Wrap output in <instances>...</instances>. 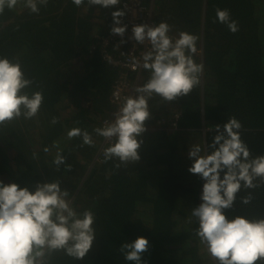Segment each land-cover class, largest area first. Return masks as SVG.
Listing matches in <instances>:
<instances>
[{"label": "trees", "instance_id": "trees-1", "mask_svg": "<svg viewBox=\"0 0 264 264\" xmlns=\"http://www.w3.org/2000/svg\"><path fill=\"white\" fill-rule=\"evenodd\" d=\"M38 6V14L19 3L0 15V57L19 60L34 81L29 92L44 95L37 117L0 128V180L34 190L37 182L59 179L77 211L95 213L97 230L84 259L54 252L47 264H134L119 248L140 236L149 240L142 254L147 264H215L194 234L198 222L191 211L201 203L204 181L188 171V152L193 144H210L216 133L207 129L234 116L251 155H264V0H155L153 20L167 22L171 37L181 31L199 36L194 59L204 70L189 96L149 101L152 118L140 137V160L119 168L118 160L104 162L100 149L109 144L93 131L116 112L109 94L117 72L103 61L102 40L117 6L90 7L86 0L79 7L72 0ZM217 8L230 11L239 31L213 22ZM149 76L143 69L140 86ZM74 127L87 130L94 146L69 140ZM58 150L66 158L59 170L53 163ZM249 193L251 202L243 204ZM226 215L264 217V184L242 188Z\"/></svg>", "mask_w": 264, "mask_h": 264}, {"label": "clouds", "instance_id": "clouds-1", "mask_svg": "<svg viewBox=\"0 0 264 264\" xmlns=\"http://www.w3.org/2000/svg\"><path fill=\"white\" fill-rule=\"evenodd\" d=\"M88 6L108 9L121 0H86ZM22 3L31 13L38 14L48 0H0V15L5 9H14ZM77 7L85 0H72ZM113 26L110 34L119 35L120 44L127 25L122 18L124 10L111 13ZM229 31H239L238 22L231 19L228 9H216V19ZM171 26L164 21L156 25H133L132 36L137 44L149 45L142 54V67L150 73L146 83L133 89L135 95L124 97L114 119L104 127L93 129L96 135L110 142L103 150L104 162L118 160L115 165L135 164L140 160V139L147 130L146 121L152 118L149 101L156 96L165 102L189 96L201 83L204 65L194 59L199 54V36L181 31L173 39ZM117 48L119 45L116 46ZM187 52V55H186ZM140 65V61H135ZM33 80L27 78L19 60L0 57V128L15 120H31L38 116L44 102L42 91L29 92ZM59 122L53 117L51 124ZM242 123L234 116L223 125L213 126L215 135L210 144H193L188 157L192 161L188 171L204 181L201 203L191 211L198 222L195 236L215 264H264V217L250 219L243 215L227 218L241 189H255L264 184V155L253 157L241 139ZM81 138L82 145L94 146L87 130L74 127L67 138ZM55 146V145H54ZM48 152L47 147L44 148ZM58 150L53 160L57 170L65 163ZM71 171L70 164L65 165ZM252 195L241 198L249 204ZM96 216L91 209L77 211L70 192L62 188L59 179L37 182L34 190L16 183L0 180V264H47L46 256L63 252L73 260H82L96 239ZM149 249V240L143 236L131 243H123L119 251L126 261L147 264L142 254Z\"/></svg>", "mask_w": 264, "mask_h": 264}, {"label": "built area", "instance_id": "built-area-1", "mask_svg": "<svg viewBox=\"0 0 264 264\" xmlns=\"http://www.w3.org/2000/svg\"><path fill=\"white\" fill-rule=\"evenodd\" d=\"M154 4L155 0H122L120 5L117 6V10H124L126 13L122 18L123 24L127 25V30L123 37L126 43L120 44L122 38L113 34L102 40V45L106 49L103 54V61L117 72V77L111 86L109 94V103L116 109V112L122 105L124 97L135 95L133 89L140 86L141 73L144 69L141 66L143 63L142 54L150 46L137 44L130 37L132 36L133 25L142 23L156 25L153 20ZM172 38L176 39L175 37ZM117 45H119L118 48L116 47ZM137 60L140 61V65L135 63ZM113 119L104 120L100 127H104L106 122H111ZM109 143L103 138L102 145ZM103 150L100 149V152L103 153Z\"/></svg>", "mask_w": 264, "mask_h": 264}]
</instances>
